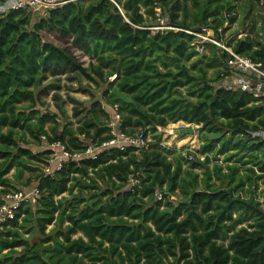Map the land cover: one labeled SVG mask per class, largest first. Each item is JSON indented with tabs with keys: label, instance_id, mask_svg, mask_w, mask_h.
Returning <instances> with one entry per match:
<instances>
[{
	"label": "trees",
	"instance_id": "trees-1",
	"mask_svg": "<svg viewBox=\"0 0 264 264\" xmlns=\"http://www.w3.org/2000/svg\"><path fill=\"white\" fill-rule=\"evenodd\" d=\"M262 1L123 0V15L108 0H81L40 17L18 10L0 18V202L11 192H40L0 224V264H264V202L257 199L260 186L264 199V141L253 137L264 131V102L224 87L232 73L223 48L206 43L200 54L192 35L146 29L158 3L173 26L213 30L226 45L236 2L251 16ZM255 29L226 47L264 68ZM46 32L71 41L89 65ZM67 73L106 85L101 99L92 93L88 106L74 108L77 126L65 112L60 123L41 110L44 81ZM114 113L122 133H152L154 141L46 172L53 144L74 154L108 142ZM179 122L198 127L200 149L163 146L158 128ZM131 177L141 189H128ZM36 233L42 241L33 243Z\"/></svg>",
	"mask_w": 264,
	"mask_h": 264
},
{
	"label": "built area",
	"instance_id": "built-area-1",
	"mask_svg": "<svg viewBox=\"0 0 264 264\" xmlns=\"http://www.w3.org/2000/svg\"><path fill=\"white\" fill-rule=\"evenodd\" d=\"M81 0H4L0 4V18L12 11L28 10L34 13H47L51 9L64 6L71 2ZM114 4L119 11L124 15L123 0H108ZM264 5V0L261 3ZM155 22L151 27L146 28L154 34L166 35L170 32L178 33L184 32L197 38L200 45L198 52L204 54L205 44L211 43L226 50L231 58L227 66L231 70V77L226 79L224 87L230 91H240L247 93L258 103L264 102V68L261 63L253 61L251 58L241 56L235 53L231 48L226 47L223 42L219 41L213 30L204 28L201 33L184 30L175 27L171 24L170 16L164 13L160 4L155 3ZM45 15V14H44ZM228 18L232 15H227ZM222 31V30H221ZM250 34L239 36L240 39H245ZM122 119L120 115L114 113L108 125L110 129L111 139L103 143L101 146L88 144L85 149L79 153L69 152L66 147L60 143L53 144L48 148L53 152L50 167L46 169L48 174L54 170L59 171L62 167L71 160H80L83 158L97 159L98 155L105 149L116 148L120 151H125L126 148L143 149L148 148V139L145 137L144 132H140L135 136H130L122 133L121 131ZM253 137L259 138L264 141V131L253 134ZM88 142V141H87ZM135 188L141 189L138 179L130 178L128 189L134 190ZM40 197V192L37 189L33 190H20L8 193L2 197L0 202V224L13 220L16 216L17 210L24 204L30 201L36 202ZM162 194H158V199L162 200Z\"/></svg>",
	"mask_w": 264,
	"mask_h": 264
},
{
	"label": "rangeland",
	"instance_id": "rangeland-1",
	"mask_svg": "<svg viewBox=\"0 0 264 264\" xmlns=\"http://www.w3.org/2000/svg\"><path fill=\"white\" fill-rule=\"evenodd\" d=\"M239 6L237 11V20L231 26V29L224 34V43L227 45L232 39H238L239 36L244 35L252 31L253 27H256L255 33L253 34V40L264 43V36L258 35L262 31L263 17H264V7H257V14L247 15V8L241 6L240 2H236ZM46 14L45 13H36L38 17ZM36 20L37 17H34ZM252 33V32H251ZM45 39L53 42L60 47L71 49L78 56V60L84 65L88 66L91 60L87 58L82 52L76 50L73 47V44L69 40H63L58 33H44ZM205 50L204 54H207ZM210 76L215 78L216 74L214 70H210ZM113 77L111 80H114ZM44 86L41 90V97L43 99V104L45 109L42 111H50L56 113L60 118V123L64 122L66 115H63V112L67 113L70 116V122L77 126L80 122L79 119L74 116V108L81 109L84 105L88 106L91 101L92 93L97 99H101L104 88L106 85H103L100 88H97L94 84L90 85L84 77H79L76 73H67L58 77H48L44 81ZM90 86V87H89ZM86 88L90 91H86ZM109 111L112 109L107 107ZM112 113V112H111ZM49 126V125H48ZM195 129L198 127L192 124L185 122H179L177 124H170L167 128H158L159 133L161 134V140L164 147H167L172 150H178L180 153H186L192 150H198L202 146V142L198 137V133L188 134L180 133V130L184 129ZM7 129H3V132H6ZM29 139V137L27 138ZM148 141L151 143L154 141L152 133L148 134ZM23 146L30 147L34 152L43 150V147L28 146L23 144ZM223 159V158H222ZM200 173V180L203 178V170H196ZM30 176L29 173L25 175L24 181ZM214 183H218L216 178H214ZM21 189V187H20ZM179 198L178 195L174 196V200ZM181 198V197H180ZM257 199L261 202H264L263 199V187L260 186L257 191ZM264 209V205H263ZM246 225V224H245ZM244 225V226H245ZM243 226V225H242ZM240 226L239 228H241ZM53 228L52 226L48 227V231ZM28 237V235H26ZM42 241V236L39 233H36L35 237L32 239L33 243H38Z\"/></svg>",
	"mask_w": 264,
	"mask_h": 264
},
{
	"label": "water",
	"instance_id": "water-1",
	"mask_svg": "<svg viewBox=\"0 0 264 264\" xmlns=\"http://www.w3.org/2000/svg\"><path fill=\"white\" fill-rule=\"evenodd\" d=\"M180 133H188V134H195V129L191 128V129H184V130H180Z\"/></svg>",
	"mask_w": 264,
	"mask_h": 264
},
{
	"label": "crops",
	"instance_id": "crops-1",
	"mask_svg": "<svg viewBox=\"0 0 264 264\" xmlns=\"http://www.w3.org/2000/svg\"><path fill=\"white\" fill-rule=\"evenodd\" d=\"M110 112H113V110H111Z\"/></svg>",
	"mask_w": 264,
	"mask_h": 264
}]
</instances>
